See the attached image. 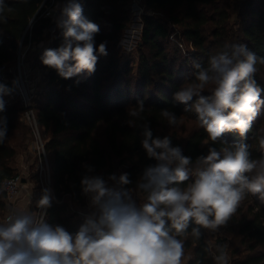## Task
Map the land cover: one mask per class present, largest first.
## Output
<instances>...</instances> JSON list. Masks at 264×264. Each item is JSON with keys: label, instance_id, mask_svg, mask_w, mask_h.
<instances>
[{"label": "trees", "instance_id": "16d2710c", "mask_svg": "<svg viewBox=\"0 0 264 264\" xmlns=\"http://www.w3.org/2000/svg\"><path fill=\"white\" fill-rule=\"evenodd\" d=\"M52 1L5 0L8 7L3 15L7 22H0V64L17 65L21 42L24 46L29 42L40 45L49 38L47 48L60 45L62 29L48 32L55 15L46 16V11L64 0ZM79 2L84 17L100 27L96 45L106 42L108 54L98 57L95 72L64 79L42 64L43 50H37L33 57L34 66L42 69L46 81L34 100L51 167L52 203L45 219L49 224L64 226L70 233L78 231L85 218L80 212L88 202L80 185L87 172L84 165L93 167L90 175L107 178L112 173L119 176L128 172L135 182L146 165L155 163L141 146L144 120L149 121L154 137L170 136L173 146L181 147L185 156L195 160L207 155V133L199 126L194 110L184 112L185 105L173 99L179 87L193 78L194 64L206 65L211 55L231 44H243L264 57V0H143L148 10H158L162 15H143L136 67L127 59L121 42L132 23L133 0ZM175 34L186 44L185 51L172 39ZM257 67L255 79L264 89V65ZM6 85L12 88L11 81ZM4 99L6 111L0 116L6 117L8 131L7 140L0 144V219L7 212L2 182L17 174L13 161L18 150L13 145V135L19 131L26 139L31 138V128L22 119V102L13 97V92ZM139 100L146 108L143 120L127 116V109ZM162 109L176 113L178 126H168L161 116ZM186 120L193 124L184 133L179 125ZM261 135L264 106L245 138L225 133L223 139L230 144L244 139L251 146L253 158H259L264 155L258 142ZM230 221L236 243L232 264H264V201L253 196L251 202L240 204ZM206 234L199 241L191 237L186 240L185 264H215Z\"/></svg>", "mask_w": 264, "mask_h": 264}, {"label": "clouds", "instance_id": "9594fccd", "mask_svg": "<svg viewBox=\"0 0 264 264\" xmlns=\"http://www.w3.org/2000/svg\"><path fill=\"white\" fill-rule=\"evenodd\" d=\"M7 7L0 0V22H7ZM55 12L62 42L44 48L42 64L64 79L91 75L98 57L108 54L106 42H95L99 25L84 17L79 0H64L51 10ZM258 64L264 65V57L245 45H225L206 65L194 64L193 78L173 94L176 103L185 105L184 112L194 110L207 133V155L195 160L185 156L170 136L154 137L144 120L141 146L155 163L146 165L135 182L128 172L90 175L93 167L84 165L80 185L90 212L75 233L47 223L44 211H38L39 217L32 210L11 211L0 222V264H183L189 237L199 241L205 232L219 233L248 194L264 201V155L253 158L244 139L231 144L223 139L225 133L245 138L264 106V89L255 79ZM12 91L0 83V113ZM206 91L211 94L204 95ZM145 110L139 100L127 116L143 120ZM160 111L169 127L178 126L174 111ZM7 131V119L0 116V144ZM258 142L264 149V135ZM217 143L222 146L215 147ZM51 203L49 190L43 189L36 208L47 209ZM213 247L215 264H228V245Z\"/></svg>", "mask_w": 264, "mask_h": 264}, {"label": "built area", "instance_id": "2783aa9c", "mask_svg": "<svg viewBox=\"0 0 264 264\" xmlns=\"http://www.w3.org/2000/svg\"><path fill=\"white\" fill-rule=\"evenodd\" d=\"M51 10L52 9L49 6L46 11V16L52 15ZM20 45L23 51L22 58H24V56L27 54V51H29V49L31 48L32 43L29 42L27 45L24 46L23 42H21ZM23 64L24 62L22 63L21 60L15 67L9 66L6 63L0 64V83L6 85L7 82L11 81L12 89H13L12 91L13 97L19 99L22 102L24 108L22 119L31 128L30 149L32 154L37 160V169H36V173L34 172L35 173L34 176L36 178L35 184L39 192V195H38V199L35 201L34 194L31 191H29L28 197H29V202L32 205L33 213L37 217H39L40 213L38 211H44L47 214V210H48V208L43 210H39L36 208V202L40 199L42 195V190L48 189L52 197L51 167L46 151L45 139L43 137L42 129L38 122L37 113L34 109L35 94L33 93V90L29 89L28 87V78H27L28 75L23 70ZM21 173H17L15 176L11 178H7L2 182V188L6 193V205H7V212L4 218L2 219V222L4 221V219H6V217L9 215L11 211L16 210V206L20 194L23 192L24 189H26L25 187L26 176L23 174L25 173V171ZM80 212L85 216L87 215L85 212L82 211ZM219 243H226V242L223 240L220 241Z\"/></svg>", "mask_w": 264, "mask_h": 264}, {"label": "rangeland", "instance_id": "374dc122", "mask_svg": "<svg viewBox=\"0 0 264 264\" xmlns=\"http://www.w3.org/2000/svg\"><path fill=\"white\" fill-rule=\"evenodd\" d=\"M147 12L148 13H154V14L159 15V16L162 15V13L159 12L158 10H148L145 7V5H144L143 0H133V19H132V23L130 24L129 28L124 32V35H123V38H122V41H121L123 49L126 51L127 59H129L130 62L135 65V67H136V63L138 61V45H139V43L141 41V38H142V29H143L142 19H143V15L145 13H147ZM56 28L57 27H56V23H55V20H54V23H52L50 28H48L47 30H48V32L50 34H53V32H55ZM177 30H178V28H177ZM177 34H178V32H177ZM178 35H180V34H178ZM172 39L174 41H177L178 45L181 46V48L185 51V48L187 47L186 44L183 45L180 42V39L176 37V34L172 35ZM49 42H51V39L48 38L47 40L44 41V43H41V44H43V47L46 48V46L48 47V43ZM39 49H37V50H39ZM37 50L33 51L34 54H35V52ZM34 54L29 55L27 53L24 56V58H22L23 51H22V48H21V45H20V49L18 51V58H17L16 64H18L20 60H21L22 63L24 62L23 70L28 75L27 76V78H28V87H29V89L33 90V93L36 96L37 91L42 86L45 85L46 81H45V76L43 74L44 72L42 71V69H39L37 67H36L37 69H34V68H32V67H30L28 65L29 64L28 63V59H30V56L32 57V55H34ZM192 124H193V121L186 120V121H184L183 123H181L179 125V130L184 132V133H186L187 131H189V129L191 128ZM23 137H24V139H22V142L24 144H26L27 139L24 136V134H22V138ZM30 141H31V138L28 139V143L29 144L27 145L28 146L27 150H28V153L30 154V156H29L30 162H28L27 165H28V168L30 170V173L32 171L36 173L37 160H36V158L34 157V155L31 152V149H30V145H31L30 143L31 142ZM21 150H22V148L18 150V154L21 152ZM16 161H17V159H15L13 161V164H14L15 167L17 165ZM16 172L17 173L23 172V170L21 168V164L18 166V168H16ZM25 172H26V170H25ZM23 174L25 175V173H23ZM252 197L253 196L251 194H248L245 197V199L241 202V204H243L244 202H247V203L251 202L252 201ZM140 202L142 203V200ZM3 218L0 219V222H2ZM234 236L235 235H234V231L232 229L231 221H229L228 224L225 227L221 228L219 233L212 234V233H208L207 232V234H206L207 241L210 243L211 248L213 250V253L215 251V249L213 247V245L215 243H219L220 241H223V240L226 242V244L228 245V247L226 249L227 254H228V258H229L228 264H232V261L235 259V256L232 255V250H233V248L235 247V244H236L234 242ZM185 263H186V260L183 261V264H185Z\"/></svg>", "mask_w": 264, "mask_h": 264}, {"label": "crops", "instance_id": "0c3cea01", "mask_svg": "<svg viewBox=\"0 0 264 264\" xmlns=\"http://www.w3.org/2000/svg\"><path fill=\"white\" fill-rule=\"evenodd\" d=\"M59 4H62V2H59ZM54 15L57 16L58 12H55ZM49 44H50V42L48 43V45ZM38 47L41 50H44V47L42 48L40 45L34 44L31 46L29 51H27V53L29 55L34 54L33 51L39 49ZM46 48H47V46H46ZM33 56L34 55H32V57L30 56V59H28V63H29L28 65L34 69H37L34 66ZM22 139H24V138H22V133L19 131H16L13 135V145L17 148V150L22 148L23 151L21 150V152L16 157L17 165L15 168H18V166L21 164L22 170L23 171L26 170V172H25V176H26L25 187H26V189H24L23 192L20 194V197H19L18 202H17L16 210L27 211V210H32V205L29 202L28 192L31 191L34 194V196H35L34 200L35 201L38 199L39 192H38V190L36 188V184H35V180H36V178L34 176L35 173L33 171L30 173V170H29L28 165H27V163L30 162V159H29L30 154L28 153V150H27L28 149L27 145L29 144L28 139H27L26 144H24L22 142ZM82 212H85L86 214H88L90 212V209L88 207V203H87L86 207L82 209Z\"/></svg>", "mask_w": 264, "mask_h": 264}]
</instances>
